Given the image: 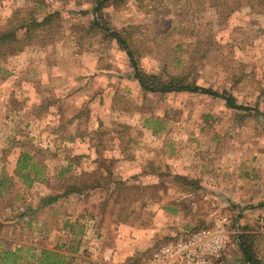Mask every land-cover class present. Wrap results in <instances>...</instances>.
<instances>
[{
	"label": "rangeland",
	"instance_id": "1",
	"mask_svg": "<svg viewBox=\"0 0 264 264\" xmlns=\"http://www.w3.org/2000/svg\"><path fill=\"white\" fill-rule=\"evenodd\" d=\"M93 3L45 0L36 10L59 11L55 41L0 55V180L10 176L0 250L20 248L27 264L40 248L73 256L70 264H150L159 242L224 213L237 232L217 264H243L238 234L264 232V9L238 0L226 15L194 0H115L102 10L100 22L115 29L137 26L147 72H178L200 41L208 50L189 78L243 110L205 94L143 93L125 51L91 24ZM33 5L0 0V29ZM23 150L43 170L30 187L14 171ZM80 177L98 186L61 195Z\"/></svg>",
	"mask_w": 264,
	"mask_h": 264
},
{
	"label": "trees",
	"instance_id": "2",
	"mask_svg": "<svg viewBox=\"0 0 264 264\" xmlns=\"http://www.w3.org/2000/svg\"><path fill=\"white\" fill-rule=\"evenodd\" d=\"M34 5L29 6L22 11L16 13L6 23V27L0 29V55L6 58L9 55L16 54L22 51L27 45L38 43L47 44L55 41L59 26L55 24V15L59 11L46 12L39 16L36 8L41 7L45 0H32ZM197 4L214 7L219 12L224 11L226 15L231 14L238 0H194ZM115 0H94L92 6L93 18L91 24L98 27L104 33L106 39L114 40L120 49L125 51L130 64L134 68L133 78L138 82L143 93H198L205 94L211 97H221L225 100V105L231 109L247 110V106L238 104L232 94H224L215 91L210 87L198 85L194 78L190 79V72L193 70V64L200 53H207V48L202 49L200 41H197L194 47L195 53L187 58V60H178L176 64L182 63V67L178 72L172 73L166 70V66L160 72H147L142 70L139 65V59L143 51L137 46V41L134 36L137 26H129L127 29H115L109 23H102V10ZM190 5L191 3H189ZM248 5L255 11L264 9V0H247ZM203 7V6H202ZM152 121L149 118L145 122ZM145 125V124H144ZM146 126V125H145ZM153 133L157 132V128L152 129ZM39 163L33 161V155L28 150H23L18 153L15 162V175L19 178L20 184L25 187H30L36 181H44L40 175L43 173ZM70 167V166H69ZM68 168V167H67ZM62 169L59 175L62 176L68 169ZM175 180L181 181L188 185L191 182L182 175H175ZM65 180L63 184V192L61 195L81 194L86 190L95 188L98 185L96 182H87L76 178ZM6 182H10V176H3L0 180V189ZM54 199L48 198L45 203H51ZM211 224V223H210ZM69 225V233L76 236V222H71ZM209 224H205V227ZM199 227V228H201ZM197 229V228H194ZM82 232L80 229L79 233ZM237 248L241 254L243 264H264V232H252L243 228V232L239 233L236 239ZM59 249L61 248L58 247ZM20 248L7 247L0 250V264H27L23 262L22 255L19 253ZM73 256L66 254L55 248H40L39 256L34 264H70ZM31 264V263H30Z\"/></svg>",
	"mask_w": 264,
	"mask_h": 264
},
{
	"label": "built area",
	"instance_id": "3",
	"mask_svg": "<svg viewBox=\"0 0 264 264\" xmlns=\"http://www.w3.org/2000/svg\"><path fill=\"white\" fill-rule=\"evenodd\" d=\"M228 223L223 213L205 227L159 242L150 255V264H216L237 232Z\"/></svg>",
	"mask_w": 264,
	"mask_h": 264
},
{
	"label": "crops",
	"instance_id": "4",
	"mask_svg": "<svg viewBox=\"0 0 264 264\" xmlns=\"http://www.w3.org/2000/svg\"><path fill=\"white\" fill-rule=\"evenodd\" d=\"M219 260H220V259H219ZM219 260H218V261H219ZM218 261H217V263H218ZM217 263H216V264H217Z\"/></svg>",
	"mask_w": 264,
	"mask_h": 264
}]
</instances>
